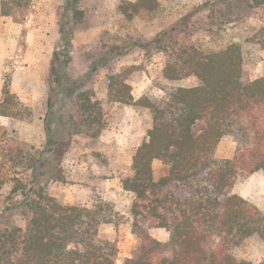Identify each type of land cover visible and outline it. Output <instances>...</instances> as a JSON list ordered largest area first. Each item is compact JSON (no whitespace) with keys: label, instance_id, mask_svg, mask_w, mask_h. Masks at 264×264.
<instances>
[{"label":"trees","instance_id":"obj_1","mask_svg":"<svg viewBox=\"0 0 264 264\" xmlns=\"http://www.w3.org/2000/svg\"><path fill=\"white\" fill-rule=\"evenodd\" d=\"M81 1L63 0L57 19L65 52L84 19ZM263 2L212 0L207 6L220 17L240 21ZM29 3L2 0V14L8 16L11 7L24 10ZM158 5V0L123 2L118 13L131 20L141 12H154ZM184 21L135 46L165 57V80L194 77L195 86L172 88L160 99L134 101L131 87L120 75L107 78L111 102L147 109L152 121L148 142L137 149L131 176L123 181V189L133 195L132 232L140 246L122 264H253L237 261L232 251L249 238L264 240V207L231 189L240 177L264 176V72L256 80L245 79L239 45L205 53L181 44ZM251 41L264 50V26ZM124 50L108 49L102 62L78 79L62 77L58 102L61 108L73 109L60 118L59 129L46 125L45 148L38 155H30L0 125V196L10 186L0 220L9 214L24 223L23 228L15 224L0 228V264H116L117 249L99 239L101 226L109 220L103 209L66 204L52 196L50 188L62 182L63 148L74 136L94 138L102 132L100 107L93 101L94 78L110 58L128 53ZM11 96L4 91L0 117L13 118L19 110L21 103ZM53 105L50 98L49 110ZM225 137L235 143V154L215 159L216 147ZM155 160L168 167L166 175L154 176ZM190 184L183 197L169 190L172 185ZM157 229L168 233L166 241L152 237L150 232Z\"/></svg>","mask_w":264,"mask_h":264},{"label":"rangeland","instance_id":"obj_2","mask_svg":"<svg viewBox=\"0 0 264 264\" xmlns=\"http://www.w3.org/2000/svg\"><path fill=\"white\" fill-rule=\"evenodd\" d=\"M211 1L158 0L154 12H141L127 20L118 13V6L135 0H82L79 8L84 19L75 27L72 46L65 52L57 24L63 0H30L24 10L9 8L8 16H3L0 0V101L6 91L21 103L13 118L0 117V125L30 155L44 150L46 125L59 129L60 118L73 109L72 105L61 108L58 102L62 77L72 80L82 77L92 65L100 64L104 53L112 47L128 51L110 58L94 78L93 101L100 107L102 132L94 138L87 134L74 136L63 148L62 182L50 188V194L66 204L98 205L103 209L109 220L101 226L99 239L117 249L116 264H122L140 246V239L132 232L133 195L123 189V181L131 176L137 149L148 142L152 121L147 109L111 102L107 78L120 75L131 87L134 101L143 97L160 99L172 88L195 86L194 77L165 80L162 75L165 57L135 46L152 40L183 19L181 44L205 53L239 45L245 79L253 81L263 75L264 50L251 38L264 26V2L236 21L234 16L223 18L211 12L207 6ZM50 98L54 101L51 110ZM235 149V143L225 137L216 147L214 158L231 159ZM152 169L156 178L169 170L159 160L152 163ZM201 180L202 177L198 179ZM191 185H172L169 190L183 197ZM9 192L10 186H5L0 209ZM231 192L264 207V176L255 173L240 177ZM0 223V228L13 224L24 227L19 217L9 214ZM150 234L159 241L168 239L165 230H152ZM232 254L237 261L264 264V240L249 238L235 247Z\"/></svg>","mask_w":264,"mask_h":264}]
</instances>
